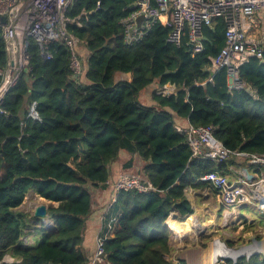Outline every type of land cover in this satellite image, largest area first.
<instances>
[{
	"label": "trees",
	"instance_id": "trees-1",
	"mask_svg": "<svg viewBox=\"0 0 264 264\" xmlns=\"http://www.w3.org/2000/svg\"><path fill=\"white\" fill-rule=\"evenodd\" d=\"M135 1H73L69 17L87 12L81 25H67L82 41L79 76L64 41H50L51 57L45 58L31 39L30 68L2 99L8 114L0 115V264H87L88 219L97 194L110 187V164L121 151L130 154L127 170L135 155L142 159L141 172L155 190L119 192L113 206L117 228L105 242L107 264H188L169 258L172 209L194 213L187 187H211L200 178L215 170L229 175L231 165L246 164L235 156L222 163L193 156L177 120L214 125L215 136L232 150L264 153V56L239 67L241 88L230 86L227 68L213 74L211 57L226 39L222 17L204 26V49L196 54L187 34L180 45L170 42L171 28L159 20L128 44L123 20L134 12ZM7 66L0 28V69ZM168 83L176 86L175 94L154 89L153 103L145 100L147 89ZM34 101L39 119L28 117ZM30 191L50 202L52 229L35 226L41 219L20 210ZM27 234L34 243L24 242ZM8 253L17 260L6 262ZM228 261L264 264V254Z\"/></svg>",
	"mask_w": 264,
	"mask_h": 264
},
{
	"label": "built area",
	"instance_id": "built-area-1",
	"mask_svg": "<svg viewBox=\"0 0 264 264\" xmlns=\"http://www.w3.org/2000/svg\"><path fill=\"white\" fill-rule=\"evenodd\" d=\"M73 1L0 0V28L3 30L8 54L6 70L0 69V74L3 75V83L0 86V115L8 114L2 105L4 94L17 82L20 74L30 68L31 39L39 44L45 58L51 57L47 50L50 41H64L71 50V69L74 75L82 74L84 61L77 51L82 41L68 31L67 25L69 23L81 25L80 20L82 16L87 15V12H82L76 18L69 17L67 13ZM99 5L100 2L98 7ZM133 7L134 12L123 20L128 44L140 41L151 24L159 20L163 25L171 28L168 38L170 42L180 45L184 36L188 35V45L193 46L192 54L204 49V26L210 25L213 19L222 17L226 23L225 44L217 56L211 57L209 69L214 74L222 68H227L229 80L231 81L232 76L236 75L240 88L243 84L238 77L239 67L252 57L264 56V35L260 33L262 22L259 17V13L264 12V0H136ZM140 15H145V19L142 25L138 26L136 19ZM2 18L6 21L3 22ZM156 92L162 95L175 94L176 86L168 83L159 86ZM28 117L40 118L37 102L31 103ZM176 127L186 135L195 157L222 163L235 156L251 164L254 169L248 172L243 168L230 167L233 172L238 173L235 179L229 178L227 174L219 170L212 171L200 179L209 183L224 205L234 208L250 203L264 211V171L261 170L264 167V153L228 148L215 136L214 125L181 126L177 124ZM249 174L252 178L248 177ZM108 184L112 185L116 199L122 190L140 192L155 190L151 181L131 172L121 173L114 181L108 180ZM117 221L118 215L103 218L90 264H107L105 242L115 233ZM23 240L27 244L34 243L32 234H27ZM257 251L252 254L259 253ZM250 255L248 253V256ZM219 257L225 260L232 259L236 263L239 256L229 258L221 254Z\"/></svg>",
	"mask_w": 264,
	"mask_h": 264
},
{
	"label": "rangeland",
	"instance_id": "rangeland-1",
	"mask_svg": "<svg viewBox=\"0 0 264 264\" xmlns=\"http://www.w3.org/2000/svg\"><path fill=\"white\" fill-rule=\"evenodd\" d=\"M261 28L264 29V23L262 24ZM80 46L77 47V51L79 50ZM236 79V75L232 76V80L230 81L231 87L240 88L239 86L241 85L236 81ZM158 87L152 86L145 91L143 96L146 101H151V93L154 89L157 90ZM141 168L142 165L139 166V170H135L133 173L143 176ZM233 174L238 173L233 172L229 174L231 179L233 177L235 178V176H231ZM193 191L194 190H188L187 194L191 197L192 194L190 195V193ZM218 198V196H215L213 201H211L212 203L209 204L208 208L206 209H200L199 207H196L197 210H200L199 212L193 214L192 216L183 218L178 222H175L169 217L168 223L170 222L171 226L173 224H178L182 227L184 232H187V234L178 237L175 234L173 227L169 225L172 229L170 241L171 245L173 246V250L169 258L173 262H178V259H186L188 264H201V261H204V253H208L210 249L216 244H220L224 248L236 252L242 250L243 252H252L254 249H256L258 250L257 252H259V254H264V217H262L263 221H261V217H259L258 214L259 212L264 211L259 210L257 205H252L250 203L247 204V208H242V210H239L237 207L233 208L220 203L221 201ZM40 203H46L48 206L50 205V202L45 200L43 201L41 199L37 200L33 193H28L24 203L20 207V210H35L36 206ZM201 210H204L206 213L203 214ZM227 213L230 214L228 217ZM240 213L242 215H240ZM247 214L249 216H254L252 218L259 219L253 221V219H251V217H249ZM39 222L40 221L35 220L34 225L40 226L43 223V225L47 228H53V222L49 216L46 217L45 220L43 219L41 223ZM195 225H198V228L201 230L200 232H193L191 227ZM38 235L39 234L37 233V237ZM247 248L253 249L249 251ZM243 252L238 253L237 256H248V253ZM220 255L221 254H218V261H215L216 264H227L230 262L228 260H232L221 259L219 257Z\"/></svg>",
	"mask_w": 264,
	"mask_h": 264
},
{
	"label": "crops",
	"instance_id": "crops-1",
	"mask_svg": "<svg viewBox=\"0 0 264 264\" xmlns=\"http://www.w3.org/2000/svg\"><path fill=\"white\" fill-rule=\"evenodd\" d=\"M259 17L261 18V22L263 24L264 23V12H260ZM260 29H261L260 30L261 35H264V29L263 28H260ZM148 103H153V102L151 100ZM177 123H178V125H181V126H186L189 124V123L185 122L184 120H180V119L177 120ZM129 158H130V154L126 153L125 151H121L119 158L110 164V170H111V176L109 179L110 181H114L115 179H117L118 176L123 172L133 173L135 170H139V166L142 165V159L140 157H138L137 155L134 156L135 163H134L133 169L127 170L124 168V163ZM240 161L243 162L244 160L240 159ZM245 164L246 165H241V166L231 165L230 167H232L233 169L243 168L247 172L254 169L251 164L246 162V160H245ZM231 173H233V171H231ZM231 176H235V178H236L238 176V174H233ZM229 178H230V176H229ZM235 178L233 177L232 179H235ZM109 186L110 187L107 190L101 191L97 194L96 199H95L94 204H93L94 212L90 216V218L88 219V227H87L84 242H83V245L85 247V252H86V255L88 257L87 264H90V259L95 252L96 238H97L99 230L102 226L103 218L104 217L110 218L111 216L118 215V213H116L113 209L114 203L116 201L115 200L116 194L113 190L112 185L109 184ZM188 190H190V191L194 190L193 192L190 193V195L192 194L191 197L187 194ZM29 193H33V195H35L36 198H41L34 191H30ZM215 196L217 197L218 195H217V192L212 187H206V188L187 187L186 188V197L189 200V202L191 203L192 208L194 209V213H192L190 215H182L177 208L174 210V208H175L174 207L171 211L170 218H172V220H174L175 222H178L183 218H186L188 216H192L193 214L200 211V210H197L196 207L197 208L199 207L200 209L208 208V205L212 203L211 201H213ZM41 199L43 200V198H41ZM220 203H222V202H220ZM247 204L248 203H245V204L241 205V207H237V208L239 210H242V208H247L246 207ZM252 205H255V204H252ZM230 207H232V206H230ZM201 211L203 214L206 213L204 210H201ZM23 212H25V213L27 212V214H31V216H33L34 210H25ZM249 214H251V213H249ZM258 214H259V217H261L260 220L263 221L262 217H264L263 216L264 212H259ZM240 215H242V214L240 213ZM251 215H253V214H251ZM249 217H251V219H253V221H256V219H259V218H252L254 216H249ZM33 235L35 237L37 236L36 234H33ZM4 260L6 262H13V261H16L17 258L12 253H8V254H6Z\"/></svg>",
	"mask_w": 264,
	"mask_h": 264
},
{
	"label": "bare ground",
	"instance_id": "bare-ground-1",
	"mask_svg": "<svg viewBox=\"0 0 264 264\" xmlns=\"http://www.w3.org/2000/svg\"><path fill=\"white\" fill-rule=\"evenodd\" d=\"M38 199H41V198H37V200ZM43 201H44V199H43ZM229 215L230 214L227 213V217ZM169 225H170V223H169ZM171 227H173V230L175 231V234L178 237H181V236L187 234V232H184L183 229H182V227L180 225H178V224H173ZM191 229H193V232L194 231L195 232L196 231L197 232H200L201 231L200 228H198V225H195V226L191 227ZM257 245H259V244H257ZM249 247H251V246H249ZM247 249H249V251H251V249H253V248H247ZM254 251H257V250L254 249ZM254 251H252V252H254ZM241 252H243V250L236 252V251L228 250V249L224 248L220 244H216V245H214L210 249V251L208 253L207 252L204 253V255H203V260L204 261L203 262L201 261V264H214L215 261L216 262L218 261V254H224L226 256H232V257H234V256H237V254L238 253H241ZM252 252H243V253H252ZM216 262H215V264H216Z\"/></svg>",
	"mask_w": 264,
	"mask_h": 264
},
{
	"label": "water",
	"instance_id": "water-1",
	"mask_svg": "<svg viewBox=\"0 0 264 264\" xmlns=\"http://www.w3.org/2000/svg\"><path fill=\"white\" fill-rule=\"evenodd\" d=\"M144 19H145V15H140L137 19H136V21H137V24H138V26H141L142 25V23H143V21H144ZM2 21L3 22H5L6 21V19L5 18H2ZM190 47V52H192V45H190L189 46ZM248 177L249 178H252V175L251 174H249L248 175ZM42 198V197H41ZM44 199V198H43ZM45 201H47L46 199H44ZM48 204H46V203H40L39 205H37L36 206V208H35V210H34V212H33V215L36 217V218H38V220H40V219H45L47 216H48ZM176 208H174V210H175ZM169 224V223H168ZM253 253V252H252ZM252 253H249V254H251V255H253ZM256 253V252H255ZM250 255V256H251ZM249 257V256H248Z\"/></svg>",
	"mask_w": 264,
	"mask_h": 264
}]
</instances>
